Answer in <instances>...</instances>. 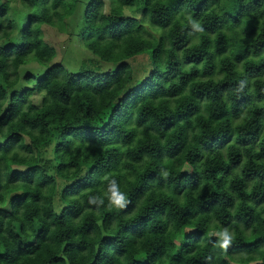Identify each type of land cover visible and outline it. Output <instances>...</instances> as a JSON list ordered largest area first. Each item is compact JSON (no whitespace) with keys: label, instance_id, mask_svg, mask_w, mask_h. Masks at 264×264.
I'll list each match as a JSON object with an SVG mask.
<instances>
[{"label":"trees","instance_id":"trees-1","mask_svg":"<svg viewBox=\"0 0 264 264\" xmlns=\"http://www.w3.org/2000/svg\"><path fill=\"white\" fill-rule=\"evenodd\" d=\"M15 1L0 0V264H264V0H18L23 25ZM43 26L98 60L53 64Z\"/></svg>","mask_w":264,"mask_h":264},{"label":"rangeland","instance_id":"rangeland-1","mask_svg":"<svg viewBox=\"0 0 264 264\" xmlns=\"http://www.w3.org/2000/svg\"><path fill=\"white\" fill-rule=\"evenodd\" d=\"M110 2L109 0H104V12L109 13ZM8 16L15 22L20 21L22 25L25 23L27 18V13L20 6L18 0L10 5ZM124 17L131 16L129 11H124ZM139 17V16H138ZM18 25H16L15 32L12 35L10 42H14L19 36ZM44 40L49 45L53 46L56 50V57L53 59V64L62 63V65L70 72L77 73L78 68L81 66L83 60H98L96 57L92 56L86 49H84L79 42H75L74 46L70 45L68 42V35L60 33L54 28H49L43 26ZM4 43V42H3ZM117 65L112 64H102L101 69L104 72H110L115 69ZM33 102L38 103L39 97H34Z\"/></svg>","mask_w":264,"mask_h":264},{"label":"clouds","instance_id":"clouds-1","mask_svg":"<svg viewBox=\"0 0 264 264\" xmlns=\"http://www.w3.org/2000/svg\"><path fill=\"white\" fill-rule=\"evenodd\" d=\"M192 27L197 31H200L198 24H193ZM163 175L167 176V173H163ZM105 179H108L105 177ZM107 199H108V207L109 208H117L123 209L129 203L127 196L125 193L121 192L119 186L115 179H110L108 183V192H107ZM88 203L91 205H95L97 207L104 204V199L101 197L92 196L89 198ZM218 239V246L221 248H227L232 240L231 235L229 234L227 229H224L218 233H216Z\"/></svg>","mask_w":264,"mask_h":264}]
</instances>
